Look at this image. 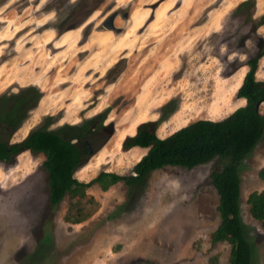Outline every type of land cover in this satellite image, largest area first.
Wrapping results in <instances>:
<instances>
[{"label": "rangeland", "instance_id": "374dc122", "mask_svg": "<svg viewBox=\"0 0 264 264\" xmlns=\"http://www.w3.org/2000/svg\"><path fill=\"white\" fill-rule=\"evenodd\" d=\"M242 1L0 0V99L27 86L40 92L10 142L37 127L59 131L90 119V130L99 121L110 125L107 140L74 173L86 182L100 171L132 173L139 157L124 161L132 147L121 143L141 122H155L164 138L227 116L245 103L236 92L264 38V23L257 25L264 0L237 9ZM110 16L114 27L106 29ZM255 76L264 80V55ZM258 109L264 114L263 104ZM112 138L118 148L108 150ZM43 161L24 150L0 162V264H229V244L210 239L220 221L210 178L218 158L153 170L137 189L93 184V210L78 223L63 218L68 196L49 204ZM263 166L264 138L239 167L250 264H264V228L246 203L264 188Z\"/></svg>", "mask_w": 264, "mask_h": 264}, {"label": "trees", "instance_id": "16d2710c", "mask_svg": "<svg viewBox=\"0 0 264 264\" xmlns=\"http://www.w3.org/2000/svg\"><path fill=\"white\" fill-rule=\"evenodd\" d=\"M246 6L251 8L253 1H242L237 9ZM262 23L264 14L257 25ZM263 55L264 38L260 40L257 52L247 60L248 70L236 92V96L245 101L244 105L222 119H199L164 138L155 133V122L138 124L135 133L122 140L121 148L127 150L138 146L147 148V151L133 165L129 175L100 171L86 182L74 176L76 170L112 133L111 126L103 125L101 121L96 127L92 125V130V119L61 127L59 131L37 127L21 141L10 142L13 132L40 97V92L34 86H27L18 94L0 99V162L10 164L24 150L42 153V166L48 173L49 204L56 206L68 196L69 204L63 218L67 222L78 223L93 210L95 199L87 192L93 184L106 191L121 181L137 189L153 170L167 165L190 169L218 158L220 167L211 171L210 178L218 193L216 209L220 221L211 232L210 239L213 243L229 244V264H250L251 249L240 217L239 167L245 156L264 138V114L257 108V105H264V80H258L255 76L258 60ZM168 112L170 110L163 113L161 118ZM99 133L103 134L100 139L97 137ZM257 175L264 181V166ZM246 203L250 216L264 228V188L251 191Z\"/></svg>", "mask_w": 264, "mask_h": 264}, {"label": "bare ground", "instance_id": "6f19581e", "mask_svg": "<svg viewBox=\"0 0 264 264\" xmlns=\"http://www.w3.org/2000/svg\"><path fill=\"white\" fill-rule=\"evenodd\" d=\"M43 106H44V105H42L41 108H42ZM26 126H27V124H26ZM26 126H25V127H26ZM27 127H29V124H28ZM24 130H26V128H25ZM132 131H133V130H131L129 134L132 135ZM24 132H26V131H24ZM24 132H23V133H24ZM133 133H134V132H133ZM116 134H117V135H114V137H116V138H120V135H119L118 133H116ZM23 136H24V135H23ZM114 137H113V138H114ZM113 138H112V140L110 141V143H109V145H108V146H109V147H108V150H114V149L118 148V145H117L116 142H115L116 139L113 140ZM115 147H116V148H115ZM138 157H139V155H136V154L134 155V154H132V153H131V154L128 153V154H126V156L123 158V160H124V161H127V162H129V163H131V162H135V161L138 159Z\"/></svg>", "mask_w": 264, "mask_h": 264}, {"label": "crops", "instance_id": "0c3cea01", "mask_svg": "<svg viewBox=\"0 0 264 264\" xmlns=\"http://www.w3.org/2000/svg\"><path fill=\"white\" fill-rule=\"evenodd\" d=\"M129 136H131V135H129ZM146 151H147V148L144 149L142 147L134 146V147H132V149H130V152L129 153H132L134 155L135 154L136 155H139V159H140L141 156L146 153Z\"/></svg>", "mask_w": 264, "mask_h": 264}, {"label": "water", "instance_id": "95a60500", "mask_svg": "<svg viewBox=\"0 0 264 264\" xmlns=\"http://www.w3.org/2000/svg\"><path fill=\"white\" fill-rule=\"evenodd\" d=\"M112 18L113 16H110L107 20L103 21L102 26L106 29H113V24H112ZM258 108V105H257ZM88 151L91 152V149L89 148V146L87 145Z\"/></svg>", "mask_w": 264, "mask_h": 264}]
</instances>
